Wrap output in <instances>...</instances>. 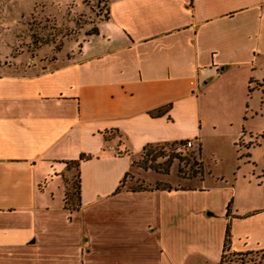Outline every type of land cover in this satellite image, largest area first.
<instances>
[{"label": "crops", "instance_id": "1", "mask_svg": "<svg viewBox=\"0 0 264 264\" xmlns=\"http://www.w3.org/2000/svg\"><path fill=\"white\" fill-rule=\"evenodd\" d=\"M36 69L0 70V264H217L227 226L230 253L264 250L226 217L233 186H205L200 159L205 129L231 147L246 137L243 109L231 134L206 118L207 89L246 104L264 93V0H114L72 59ZM180 142L197 151L199 188L121 189L145 148ZM214 194L221 223L184 202Z\"/></svg>", "mask_w": 264, "mask_h": 264}, {"label": "rangeland", "instance_id": "2", "mask_svg": "<svg viewBox=\"0 0 264 264\" xmlns=\"http://www.w3.org/2000/svg\"><path fill=\"white\" fill-rule=\"evenodd\" d=\"M112 1L0 0V70L18 74L31 67L40 71L43 66L55 68L67 63L90 38L88 34L106 21ZM223 86L221 83L212 85L202 96L201 105L206 118L230 121L234 125L228 130L231 134L236 130L239 113L243 109L240 117L243 125L241 131L245 130L246 137L238 141L240 147H231V137H212L208 129L203 131L205 138L200 159L206 176L204 185L219 187L222 183L216 181V175H221L224 181L233 186L238 210L232 208L233 213L229 212L228 217L241 218L236 223L237 232L242 236L249 230L250 241L255 242L264 239V229L261 228L264 224V211L247 218L245 213L264 209V176L257 181L252 174L253 171H264V93L255 91L248 98L247 104L240 102L234 95L223 102L220 98ZM222 131L221 128L217 130L219 135ZM72 173L75 178V171ZM200 174L202 169L195 149L179 146L151 147L136 156L121 189L141 190L156 186L199 188L203 178V174ZM55 201L60 204V195H56ZM75 202L73 197L70 200L71 206ZM184 202L196 212L209 207V210L203 211L214 214L218 223L223 220L219 214L223 202L221 194H214L209 199L199 195L192 202ZM228 258L227 255L222 264H228ZM252 258L255 256H247L246 260ZM190 264L204 262L193 259Z\"/></svg>", "mask_w": 264, "mask_h": 264}, {"label": "trees", "instance_id": "3", "mask_svg": "<svg viewBox=\"0 0 264 264\" xmlns=\"http://www.w3.org/2000/svg\"><path fill=\"white\" fill-rule=\"evenodd\" d=\"M106 19H107V17H106ZM95 34H96V28H94V30H93V32L91 34H88V37L89 36L91 37L92 35H95ZM161 112H162V109L157 110L156 111V115H160ZM185 144H186V142H180V143L176 144V146L184 147V149H186ZM235 146H239L240 147V145H238V144H236ZM146 149H148V148H145L143 150V152ZM84 159H85L84 156H81L79 158L78 162H80V161H82ZM78 162L75 163V166H77ZM122 184H123V182H122ZM155 189H162L163 190V189H170V188L166 187V186H164V187L156 186ZM67 203H68V197L66 195L65 204L67 205ZM229 208H230V206H228V208H227V212L228 213H227L226 217L229 216L228 215L229 214V210H230ZM227 255L229 256V258L227 260L228 264H264V250L263 251H259V252L230 253L229 226H227V228H226L224 244H223V254H222V257H221V260H220L219 264H222L224 262V259L226 258ZM250 255L251 256L253 255V257L255 256V258H252L250 260H246V257L250 256Z\"/></svg>", "mask_w": 264, "mask_h": 264}, {"label": "built area", "instance_id": "4", "mask_svg": "<svg viewBox=\"0 0 264 264\" xmlns=\"http://www.w3.org/2000/svg\"><path fill=\"white\" fill-rule=\"evenodd\" d=\"M185 147H186V149H190L192 147V143L186 142Z\"/></svg>", "mask_w": 264, "mask_h": 264}, {"label": "water", "instance_id": "5", "mask_svg": "<svg viewBox=\"0 0 264 264\" xmlns=\"http://www.w3.org/2000/svg\"><path fill=\"white\" fill-rule=\"evenodd\" d=\"M208 215H212V214H208Z\"/></svg>", "mask_w": 264, "mask_h": 264}]
</instances>
